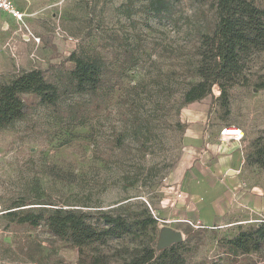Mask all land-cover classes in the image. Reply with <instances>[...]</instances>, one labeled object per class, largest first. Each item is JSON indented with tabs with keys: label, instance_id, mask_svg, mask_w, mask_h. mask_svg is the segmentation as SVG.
I'll return each mask as SVG.
<instances>
[{
	"label": "rangeland",
	"instance_id": "rangeland-1",
	"mask_svg": "<svg viewBox=\"0 0 264 264\" xmlns=\"http://www.w3.org/2000/svg\"><path fill=\"white\" fill-rule=\"evenodd\" d=\"M13 1L33 37L0 16V84L40 69L61 97L54 106L37 98L28 114L0 130V264H82L77 247L57 241L43 223L19 222L29 209L120 205L144 206L156 219L135 243L156 248L162 227L180 230L183 240L173 244L180 264H264V245L235 254L227 243L262 219L196 227L165 211L189 156L186 121L203 112L213 130L241 128L242 179L264 195V50L245 59L226 95L213 84L205 97L185 102L200 80L197 46L216 23L215 0H166L162 12L151 10L154 0ZM249 1L264 8V0ZM78 57L98 62L96 90L77 92L69 81ZM132 245L126 237L111 240L106 259Z\"/></svg>",
	"mask_w": 264,
	"mask_h": 264
},
{
	"label": "trees",
	"instance_id": "trees-1",
	"mask_svg": "<svg viewBox=\"0 0 264 264\" xmlns=\"http://www.w3.org/2000/svg\"><path fill=\"white\" fill-rule=\"evenodd\" d=\"M151 4V10L162 12L168 2L154 0ZM215 4L216 23L211 31L200 34L197 46L194 72L200 80L186 91L185 102L205 97L213 84H218L226 95L225 86L233 84L234 75L243 73L245 59L255 51L264 50V8L249 0H215ZM101 78L102 70L96 60L74 59L69 81L77 92L96 90ZM60 97L61 89L40 69L24 71L0 84V130L28 114L37 98L54 106ZM21 214L19 222L33 228L43 223L57 241L77 247L82 264H180L173 256L176 248L173 244L157 251L148 241L135 243L136 236L156 225V219L144 206L140 211L120 205L94 212L54 206L29 209ZM123 237L132 241L131 248L124 247L114 261L106 259L108 253L104 248L111 240ZM227 243L235 254L259 250L264 245V221L257 227L239 231Z\"/></svg>",
	"mask_w": 264,
	"mask_h": 264
},
{
	"label": "crops",
	"instance_id": "crops-1",
	"mask_svg": "<svg viewBox=\"0 0 264 264\" xmlns=\"http://www.w3.org/2000/svg\"><path fill=\"white\" fill-rule=\"evenodd\" d=\"M0 16L12 19L3 12ZM203 113L191 114L186 121L182 143L189 156L171 186L165 211L172 219L200 221L204 227L263 221L264 195L241 176V141L220 139V129L226 125L213 130Z\"/></svg>",
	"mask_w": 264,
	"mask_h": 264
},
{
	"label": "built area",
	"instance_id": "built-area-1",
	"mask_svg": "<svg viewBox=\"0 0 264 264\" xmlns=\"http://www.w3.org/2000/svg\"><path fill=\"white\" fill-rule=\"evenodd\" d=\"M0 12L7 14L24 28V34L28 38H32L33 34L26 26L22 11L16 6L13 0H0ZM220 139H232L241 141L244 134L241 128L234 125H226L220 129ZM264 221V220H263ZM196 227H204L200 221H195Z\"/></svg>",
	"mask_w": 264,
	"mask_h": 264
},
{
	"label": "water",
	"instance_id": "water-1",
	"mask_svg": "<svg viewBox=\"0 0 264 264\" xmlns=\"http://www.w3.org/2000/svg\"><path fill=\"white\" fill-rule=\"evenodd\" d=\"M183 240L182 232L174 230L169 226H164L160 229L156 242V249L162 250Z\"/></svg>",
	"mask_w": 264,
	"mask_h": 264
}]
</instances>
